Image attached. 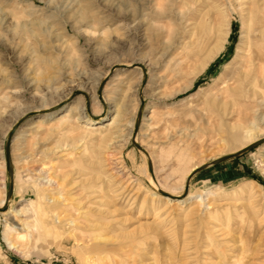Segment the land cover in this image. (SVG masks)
Listing matches in <instances>:
<instances>
[{
  "label": "rangeland",
  "instance_id": "374dc122",
  "mask_svg": "<svg viewBox=\"0 0 264 264\" xmlns=\"http://www.w3.org/2000/svg\"><path fill=\"white\" fill-rule=\"evenodd\" d=\"M252 10L264 0H0V199L21 123L0 264H264V144L211 165L264 139L263 82L229 113L217 94L261 34Z\"/></svg>",
  "mask_w": 264,
  "mask_h": 264
},
{
  "label": "bare ground",
  "instance_id": "6f19581e",
  "mask_svg": "<svg viewBox=\"0 0 264 264\" xmlns=\"http://www.w3.org/2000/svg\"><path fill=\"white\" fill-rule=\"evenodd\" d=\"M261 12H259L258 10H256V11L252 10L251 11V15L257 18L258 28L262 29L260 36H254L250 39L251 41H249L247 49L244 50L243 55L239 58L238 65L236 67H234V69H232V73L230 75V78L228 79V81H226L224 83L225 84L224 87L219 89L218 93H217L218 99H220V101H221L220 104H222L225 107H228V113H229V99L235 98L237 96H239V97L245 96L246 97L247 94L250 97L251 96H259L260 92L257 90L258 87L256 86V84L259 83L260 81L264 83V31H263L264 30V12L263 11H261ZM137 66L141 67V65H137ZM241 84L244 85L243 89H240V87H239V85H241ZM231 105H232L230 108L231 113H238V114L243 113L244 107H242L241 104H239L237 102H233V104H231ZM72 110H74V109H72ZM71 113H72V111H68V113H66L62 117L64 122L68 121L72 117ZM86 128L91 129V127H86ZM197 168H198V166L194 167L192 169V171L189 172V174L187 175L186 180H185V185H183V187H182L183 191L185 190L186 184L189 180L191 173L194 172ZM46 172L47 171H45V173ZM40 174H43V172ZM49 177L50 176L47 175V177H46L47 181L44 182L42 185L52 183V181L49 179ZM37 178H39V177H37ZM155 181L157 184L159 183L156 180V178H155ZM49 185H51V184H49ZM0 186H3L1 181H0ZM169 195L173 196L171 193ZM175 197H180V195H177V196L175 195ZM51 200H53V202H54V201H57V198L53 197ZM168 200H170L171 202L173 201L169 198H168ZM8 201L9 200L5 199V198L0 199V210H2L4 208V206L7 207ZM179 202L182 204L184 201L179 200ZM199 202L203 203V197L202 196H200ZM22 211H23V208L17 212L16 217H18V215L21 214ZM6 212H7V210L0 211V215L6 216V214H7ZM8 225H6L7 229H6V233L4 234V241L8 246H10L11 249H15L16 247L13 246V244L11 243V241L9 240V238L7 236V232L9 231V229H12L10 224H8ZM13 228L15 230H18L15 227H13Z\"/></svg>",
  "mask_w": 264,
  "mask_h": 264
},
{
  "label": "water",
  "instance_id": "95a60500",
  "mask_svg": "<svg viewBox=\"0 0 264 264\" xmlns=\"http://www.w3.org/2000/svg\"><path fill=\"white\" fill-rule=\"evenodd\" d=\"M21 123L17 124L15 126V128H13L12 132L10 133L9 135V138L7 140V143H6V148H5V160H6V167H7V170L9 171L10 175H11V184H10V188H9V192H8V195H7V199L9 200L10 197L13 195V192H14V183H13V171H12V159H11V145H12V141H13V137H14V134L16 133V131L18 130V128L20 127ZM138 129V127L136 128ZM264 144V139H261V140H258L256 142H254L253 144H250L249 146H247L246 148L242 149L241 151L235 153V154H230V155H227V156H224V157H221L217 160H215L211 165H218L222 162H226V161H229V160H233V159H236L238 158L239 156H242L243 154H245L246 152L248 151H251L253 148L259 146V145H262ZM205 166H201L199 168H197L194 172L191 173L190 177H189V180L186 184V187H185V193L184 195L186 196V194L188 193L189 191V182L191 180V178L196 175L197 173H199ZM150 171H151V174L154 178V173H153V168L151 167L150 165ZM161 194L173 201H178L180 198L179 197H175V196H171L169 195L168 193L164 192V191H161ZM6 210V207L3 208V211Z\"/></svg>",
  "mask_w": 264,
  "mask_h": 264
},
{
  "label": "built area",
  "instance_id": "2783aa9c",
  "mask_svg": "<svg viewBox=\"0 0 264 264\" xmlns=\"http://www.w3.org/2000/svg\"><path fill=\"white\" fill-rule=\"evenodd\" d=\"M34 264H75V261L67 254L54 253L48 258L36 261Z\"/></svg>",
  "mask_w": 264,
  "mask_h": 264
}]
</instances>
